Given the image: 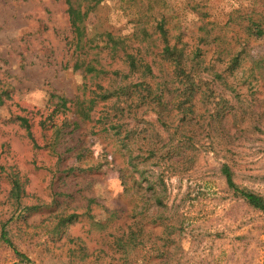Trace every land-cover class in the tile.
I'll use <instances>...</instances> for the list:
<instances>
[{
  "label": "rangeland",
  "instance_id": "rangeland-1",
  "mask_svg": "<svg viewBox=\"0 0 264 264\" xmlns=\"http://www.w3.org/2000/svg\"><path fill=\"white\" fill-rule=\"evenodd\" d=\"M253 12L263 14L264 2L103 0L85 21L91 37L104 32L129 36L139 18L142 21L165 18L166 26L173 32L175 28L181 29V40L189 45L196 42L192 33L202 22H211L225 35L231 54L239 53V66L222 72L229 87L225 90L215 81L219 86L216 94L225 95L234 105L236 99L246 100L243 108L247 111V119L239 125L240 132L230 152L215 155L202 150L195 156L194 163L179 164L174 175L167 174L165 206L160 209L167 217L164 223L183 214L188 225L182 233L171 235V242L165 245L155 240L160 249L172 253L173 259L165 264H264V215L234 198L220 174L222 165L227 164L237 185L264 197V108L258 104L264 99V81L250 61L264 57V33L240 18L247 15L253 18ZM230 14L234 21L227 24ZM70 42L64 0H0V92L6 91L11 96L0 105L2 219L10 215L3 204L10 187L6 174L10 167L28 179L26 192L30 196L47 201L51 196L52 180L66 178L69 191L76 194L73 201H78V205L87 198L95 199L98 206L93 212L99 220L106 216L105 210L123 207L129 212L132 206L130 195L124 193L119 174L121 159L118 154H112L111 139L93 135L90 123H83L76 132L86 153L79 161L69 158L58 168L56 156L48 149H34L27 131L15 120L16 116L25 115L31 119L22 112L28 110L37 113L32 119L34 124L47 115L45 107L50 94L67 99L77 94L83 73L72 68L74 56ZM202 46L205 62L212 60L215 66L228 63L227 57L217 58L214 48ZM154 119L153 115L149 117L151 121ZM32 133L42 146L44 141L36 126L32 127ZM91 166L98 168L89 169ZM69 168L79 170L68 174ZM151 169L156 171L157 168ZM158 209L157 206L152 208L153 211ZM46 217V210L35 211L18 218L9 227V236L18 251L31 263H21L13 251L0 242V264H83L68 255L69 245H64V240L52 242L47 235L33 229ZM87 230L84 222L68 229L71 238H78L86 245L91 258L99 255L104 262H109L112 253L108 252L106 240ZM161 230L158 224L149 225L146 233L150 239H155ZM151 247L152 244L145 246L146 258L151 254L148 251Z\"/></svg>",
  "mask_w": 264,
  "mask_h": 264
},
{
  "label": "trees",
  "instance_id": "trees-1",
  "mask_svg": "<svg viewBox=\"0 0 264 264\" xmlns=\"http://www.w3.org/2000/svg\"><path fill=\"white\" fill-rule=\"evenodd\" d=\"M102 1L64 0L74 56L72 68L83 73L77 94L72 99L50 94L45 107L47 115L34 124L32 119L37 113L28 110L22 112L31 119L25 115L16 116L15 120L27 131L34 149H48L56 156L58 168L65 160L79 161L86 153L76 132L83 123H90L93 135L111 139L112 154H118L121 159L119 174L124 193L130 195L132 206L129 212L123 207L105 210L106 216L99 220L93 212L98 206L95 199L87 198L78 205V201H73L76 194L69 191L66 178L52 180L47 201L30 196L26 192L28 179L13 167L8 168L10 187L3 204L10 215L2 219L0 214V242L21 263L31 260L18 251L9 236V227L25 214L29 216L41 210H46L47 217L33 229L47 235L52 242L64 240V245H69L68 255L83 264L170 263L172 253L160 249L155 240L165 245L171 242V235L182 233L188 224L183 214L164 223L167 217L160 209L165 206L167 174L174 175L179 164L194 163L202 150L215 155L230 152L236 144L239 125L247 119L243 108L246 100L236 99L234 105L225 95L216 94L219 86L215 81L225 90L229 87L222 72L240 64L239 53L231 54L225 35L216 24L202 22L192 33L196 41L192 45L182 42L181 29L175 28L173 32L166 26L165 18L159 21L139 18L129 36L104 32L91 37L85 21ZM253 16L240 18L264 33V13L253 12ZM233 21L230 14L227 24ZM201 46L214 48L217 58L227 57L228 63L215 66L212 60L205 62ZM250 61L264 81V57ZM10 99L6 91L0 92V105ZM258 104L264 108V99ZM152 115L153 121L149 120ZM34 126L44 141L42 146L34 138ZM94 167L98 168L89 169ZM151 167L157 168V172ZM74 170L79 169L66 171L69 174ZM220 174L234 198L264 215L263 196L237 185L227 164L222 165ZM154 206L159 209L153 211ZM80 222H84L89 233H97L106 240L108 252L118 256L111 255L109 262L99 255L91 258L86 245L69 235V227ZM156 224L162 227L161 234L150 239L146 228ZM147 244L152 247L146 258ZM141 252L144 253L139 258Z\"/></svg>",
  "mask_w": 264,
  "mask_h": 264
}]
</instances>
